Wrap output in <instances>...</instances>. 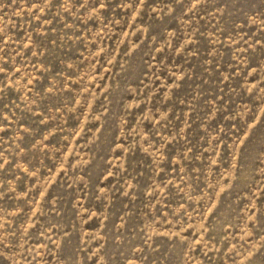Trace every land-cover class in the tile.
<instances>
[{
  "label": "rangeland",
  "instance_id": "1",
  "mask_svg": "<svg viewBox=\"0 0 264 264\" xmlns=\"http://www.w3.org/2000/svg\"><path fill=\"white\" fill-rule=\"evenodd\" d=\"M0 264H264V0H0Z\"/></svg>",
  "mask_w": 264,
  "mask_h": 264
}]
</instances>
